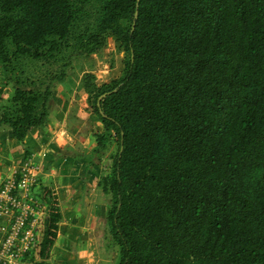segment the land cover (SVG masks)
<instances>
[{"label":"trees","instance_id":"16d2710c","mask_svg":"<svg viewBox=\"0 0 264 264\" xmlns=\"http://www.w3.org/2000/svg\"><path fill=\"white\" fill-rule=\"evenodd\" d=\"M109 39L122 77L84 87L103 126L95 154L116 145L99 187L117 264H264V0H0V101L13 89L0 129L23 144L73 61ZM39 200L31 264H46L61 220L54 193Z\"/></svg>","mask_w":264,"mask_h":264},{"label":"crops","instance_id":"0c3cea01","mask_svg":"<svg viewBox=\"0 0 264 264\" xmlns=\"http://www.w3.org/2000/svg\"><path fill=\"white\" fill-rule=\"evenodd\" d=\"M55 101L54 96L48 122L31 130L23 144L12 137L8 127L0 129V186L25 161L27 151L29 159L41 166L36 190L38 197H42L44 191H51L61 212L57 238L46 264H117V251L111 245L106 224L109 206L99 187L111 153L105 154L108 157L104 166L97 160L102 156L95 154L97 147L90 154L77 151L82 135L86 134L94 141V133L102 132L103 126L99 122L94 131L90 124L94 121L91 115L85 117L82 110L71 112L70 108L65 113L68 106L61 104L60 100L57 105L61 106V113L53 116ZM56 126L61 128L57 138L53 136ZM92 144L96 146L95 141ZM47 205L44 204L48 215ZM3 222L0 217V228ZM1 239L0 231V242ZM36 260H40L38 256Z\"/></svg>","mask_w":264,"mask_h":264},{"label":"built area","instance_id":"2783aa9c","mask_svg":"<svg viewBox=\"0 0 264 264\" xmlns=\"http://www.w3.org/2000/svg\"><path fill=\"white\" fill-rule=\"evenodd\" d=\"M41 166L25 160L0 186V264H31L45 231L44 209L36 190Z\"/></svg>","mask_w":264,"mask_h":264},{"label":"rangeland","instance_id":"374dc122","mask_svg":"<svg viewBox=\"0 0 264 264\" xmlns=\"http://www.w3.org/2000/svg\"><path fill=\"white\" fill-rule=\"evenodd\" d=\"M126 54L123 50H120L114 40L109 39V43L107 48L102 51L100 54L94 55L89 58H81V59H75L73 61V67L70 71H68V78L64 83L58 84L57 87L54 90L53 97L55 96V106L53 107L52 113L53 116L58 115L61 110V106L57 105V101H61V104L66 105L68 107H65V113H68L69 108L71 109V112L75 110V112L78 110L79 112L82 110V113H84L85 117L92 116L93 122H91V127L95 129L98 127V123L100 122L99 118L96 116V114L93 112L91 105L88 101V94L85 92L84 87V79L87 74L94 75L95 81L94 84L101 86L103 84L109 85L113 81L118 80L122 77L123 71H124V62H125ZM27 69L31 73L39 74L44 69L41 67V63L38 64H27ZM1 72L2 69L0 67V85H3V81L1 80ZM6 89L3 94L5 96V99L0 102V108L4 105L8 104V101L10 100L11 96L13 95V89L11 86L6 87ZM68 118V116H67ZM75 119V118H73ZM88 120V119H87ZM88 122V121H87ZM101 126V124H100ZM61 128L59 126H56V129L53 134V136L57 138L59 135V132ZM58 134V135H56ZM82 138L78 141V149L77 151L87 152L90 154L91 152H95L96 149L95 144L91 138H89L88 135H82ZM58 142V140H55ZM89 141H92L91 144ZM116 145L113 144L108 152V155L110 153L115 152ZM108 156L102 155L97 160H99L101 163L106 164V159ZM44 212H46V209H44ZM47 217V214L44 213V220ZM114 261V260H113ZM118 262V260H117ZM116 262V263H117Z\"/></svg>","mask_w":264,"mask_h":264},{"label":"water","instance_id":"95a60500","mask_svg":"<svg viewBox=\"0 0 264 264\" xmlns=\"http://www.w3.org/2000/svg\"><path fill=\"white\" fill-rule=\"evenodd\" d=\"M139 1V0H138ZM137 19V13L135 14V20ZM110 93H107V94H104L100 99H99V101H101V99H103V98H105V97H107V95H109ZM98 105H99V107H100V102H98Z\"/></svg>","mask_w":264,"mask_h":264}]
</instances>
